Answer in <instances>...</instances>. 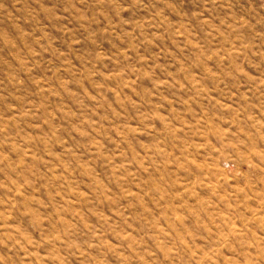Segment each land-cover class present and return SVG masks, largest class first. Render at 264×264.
<instances>
[{
  "label": "rangeland",
  "instance_id": "374dc122",
  "mask_svg": "<svg viewBox=\"0 0 264 264\" xmlns=\"http://www.w3.org/2000/svg\"><path fill=\"white\" fill-rule=\"evenodd\" d=\"M0 264H264V0H0Z\"/></svg>",
  "mask_w": 264,
  "mask_h": 264
}]
</instances>
